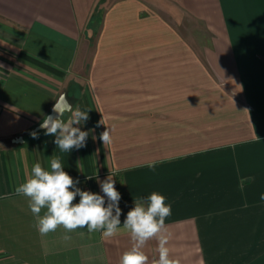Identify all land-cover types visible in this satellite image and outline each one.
<instances>
[{"label":"crops","instance_id":"1","mask_svg":"<svg viewBox=\"0 0 264 264\" xmlns=\"http://www.w3.org/2000/svg\"><path fill=\"white\" fill-rule=\"evenodd\" d=\"M181 15L203 29L182 31ZM61 94L90 110L70 152L39 127ZM54 157L83 191L115 180V237L38 233L15 188ZM154 191L181 264H264V0H0V264H119L126 215ZM143 251L151 264L157 241Z\"/></svg>","mask_w":264,"mask_h":264},{"label":"clouds","instance_id":"2","mask_svg":"<svg viewBox=\"0 0 264 264\" xmlns=\"http://www.w3.org/2000/svg\"><path fill=\"white\" fill-rule=\"evenodd\" d=\"M89 111H81L79 107L74 109L66 94H61L52 108L56 115L46 116L39 127L45 135L55 137L54 143L62 152L80 149L86 146L89 132L82 131L79 125L88 120ZM66 113L69 114L67 119ZM32 136L38 138L35 132ZM99 139L104 145L112 143L109 128L100 134ZM156 163L150 161L147 166L154 171ZM78 183L64 170L60 158L54 157L48 170L35 163L31 174L15 188V193L27 198L35 218L34 226L40 235L63 227L66 233L62 237L64 241H70L71 236L67 233L78 228H87L89 233L99 231L105 240L115 237L121 227V195L115 188V180L109 175L100 182L104 195L83 191L76 187ZM77 196L79 202L73 203ZM260 199L264 201V194ZM134 203L122 225L129 233L132 245L123 252L119 264H149V257L143 249L153 239L157 241L158 259H153L151 264H181L179 259L170 256L167 246L169 233L165 220L172 214V207L166 203V197L154 191L146 199L137 198Z\"/></svg>","mask_w":264,"mask_h":264},{"label":"rangeland","instance_id":"3","mask_svg":"<svg viewBox=\"0 0 264 264\" xmlns=\"http://www.w3.org/2000/svg\"><path fill=\"white\" fill-rule=\"evenodd\" d=\"M171 18L173 19L174 24L176 23V26L184 32L191 31L194 29L197 31L203 29L199 23L189 20L183 15H181L179 19H174L173 17ZM95 38H96V29L95 30L90 29L89 36L85 38L84 42L82 43L81 51L84 55L83 54L80 55L79 60L80 61L82 60V62L85 63L86 67L88 65L87 63L89 62L91 58L92 48L95 44Z\"/></svg>","mask_w":264,"mask_h":264}]
</instances>
